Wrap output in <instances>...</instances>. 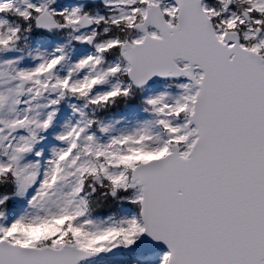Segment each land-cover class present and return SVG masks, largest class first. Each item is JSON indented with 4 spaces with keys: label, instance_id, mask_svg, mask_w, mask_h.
Instances as JSON below:
<instances>
[{
    "label": "snow or ice",
    "instance_id": "1",
    "mask_svg": "<svg viewBox=\"0 0 264 264\" xmlns=\"http://www.w3.org/2000/svg\"><path fill=\"white\" fill-rule=\"evenodd\" d=\"M62 4L0 0V264H264V0Z\"/></svg>",
    "mask_w": 264,
    "mask_h": 264
},
{
    "label": "rangeland",
    "instance_id": "2",
    "mask_svg": "<svg viewBox=\"0 0 264 264\" xmlns=\"http://www.w3.org/2000/svg\"><path fill=\"white\" fill-rule=\"evenodd\" d=\"M65 5H70V4H62V6H65ZM156 87H160V85L158 84ZM133 212H135V208H133L131 206H127V207L125 206V207L121 208V210L118 212V214L120 216H124V215L131 216L133 214ZM107 216H106V218H107ZM123 252L126 254H130V256H131L130 261L126 262L122 259H116V258L110 259V258L103 257V258H100L99 261H97V264H160L161 258L164 254V253H157V254H153V255L144 257L140 254H136L133 251V248L130 250H127V251H123ZM123 252H120V253H123Z\"/></svg>",
    "mask_w": 264,
    "mask_h": 264
},
{
    "label": "clouds",
    "instance_id": "3",
    "mask_svg": "<svg viewBox=\"0 0 264 264\" xmlns=\"http://www.w3.org/2000/svg\"><path fill=\"white\" fill-rule=\"evenodd\" d=\"M20 234H21L22 239L25 242H29L30 243L32 241V239H33L32 235L30 234V230H21ZM82 242L85 243V244H89L92 241L90 239H88V238H82Z\"/></svg>",
    "mask_w": 264,
    "mask_h": 264
},
{
    "label": "water",
    "instance_id": "4",
    "mask_svg": "<svg viewBox=\"0 0 264 264\" xmlns=\"http://www.w3.org/2000/svg\"><path fill=\"white\" fill-rule=\"evenodd\" d=\"M150 242H153L150 238H148L146 236V241H145V245H148ZM154 246L157 247V248H164L165 246L161 243H156V242H153ZM139 249H143L142 246L139 247Z\"/></svg>",
    "mask_w": 264,
    "mask_h": 264
}]
</instances>
